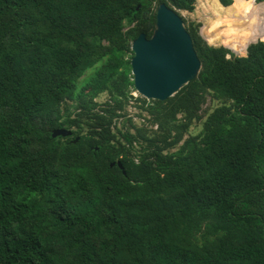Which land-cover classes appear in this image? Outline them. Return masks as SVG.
Returning <instances> with one entry per match:
<instances>
[{"label": "trees", "instance_id": "16d2710c", "mask_svg": "<svg viewBox=\"0 0 264 264\" xmlns=\"http://www.w3.org/2000/svg\"><path fill=\"white\" fill-rule=\"evenodd\" d=\"M194 1L0 0V264H264L262 11L237 55ZM160 2L200 60L164 100L130 66Z\"/></svg>", "mask_w": 264, "mask_h": 264}, {"label": "water", "instance_id": "95a60500", "mask_svg": "<svg viewBox=\"0 0 264 264\" xmlns=\"http://www.w3.org/2000/svg\"><path fill=\"white\" fill-rule=\"evenodd\" d=\"M131 50L134 89L147 99L164 100L171 96L196 76L200 66L181 16L163 2L156 7L155 27L151 36L139 33L131 42ZM51 134L67 136L71 130L55 128ZM118 165L122 168L119 162Z\"/></svg>", "mask_w": 264, "mask_h": 264}, {"label": "rangeland", "instance_id": "374dc122", "mask_svg": "<svg viewBox=\"0 0 264 264\" xmlns=\"http://www.w3.org/2000/svg\"><path fill=\"white\" fill-rule=\"evenodd\" d=\"M252 1H253L252 3H246L243 0L242 2L244 3L243 6L244 8L243 7L236 8L235 0H232L231 3L227 6L221 5L218 0H195L192 11L179 10V14L185 19L186 22L193 21L199 23L197 29L198 34H200V36L205 40L206 43L215 46L224 45L234 50L235 49L240 50L248 41L252 40L255 35L254 33L247 34V33H242L239 30H236L237 27H240L239 26L240 20L241 21L243 20L241 13H244L247 7L250 8L255 7L253 11H256L258 9L262 11L260 12L261 18L258 24L259 25L258 32L264 30V12L261 7V6L264 7V0L261 1L252 0ZM254 19L256 18L255 16L253 17V15L250 18L248 17L245 18L246 28H249L248 23ZM229 28L233 30H230V32H226ZM256 30L257 29H255V33ZM242 34L244 36H242ZM256 40L264 41V38L258 37L253 41ZM234 50L232 52L237 55H243L245 52L244 51L241 53V52H236ZM132 94L137 95L138 93L136 90H134L132 91ZM105 98H106L105 94H101L96 98V100L103 101ZM204 106L209 107L210 106L209 102H206ZM127 110L129 112V116H132V120L138 123L139 121L135 116V112H137L136 109L131 105H128ZM118 126H120V123H118ZM190 130L192 133H195L198 131V128L193 129L191 127Z\"/></svg>", "mask_w": 264, "mask_h": 264}, {"label": "bare ground", "instance_id": "6f19581e", "mask_svg": "<svg viewBox=\"0 0 264 264\" xmlns=\"http://www.w3.org/2000/svg\"><path fill=\"white\" fill-rule=\"evenodd\" d=\"M244 8V7H243ZM254 8L255 7H253V8H250V7H247L246 8V11L244 12V13H241L242 14V18H243V20L241 21L240 20V25H239V23H238V25L240 26V27H237V29L236 30H239L240 32H242V33H247V34H252L251 32V30L250 29H248V28H246V23H245V18L246 17H248V18H250V17H252V15H253V13H252V11L254 10ZM244 10V9H243ZM242 12V11H241ZM254 12V11H253ZM218 13V12H217ZM226 13V12H225ZM221 15V14H220ZM217 21H219V20H217ZM242 25V26H241ZM216 27V26H215ZM226 28V27H225ZM230 30H233V29H231V28H229L226 32H230ZM242 36H244L243 34H242ZM241 36V37H242ZM215 38V37H214ZM256 38H257V35H256ZM255 38V39H256ZM217 41V40H216ZM242 42V41H241ZM241 46V45H240ZM234 50V49H233ZM235 50H239V49H235Z\"/></svg>", "mask_w": 264, "mask_h": 264}]
</instances>
